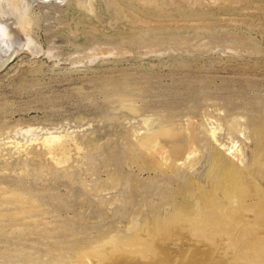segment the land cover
<instances>
[{
    "label": "rangeland",
    "instance_id": "1",
    "mask_svg": "<svg viewBox=\"0 0 264 264\" xmlns=\"http://www.w3.org/2000/svg\"><path fill=\"white\" fill-rule=\"evenodd\" d=\"M16 2L0 264H264V0Z\"/></svg>",
    "mask_w": 264,
    "mask_h": 264
},
{
    "label": "bare ground",
    "instance_id": "2",
    "mask_svg": "<svg viewBox=\"0 0 264 264\" xmlns=\"http://www.w3.org/2000/svg\"><path fill=\"white\" fill-rule=\"evenodd\" d=\"M12 0H0V6L2 5H7V4H11ZM18 5L19 3L22 5V0H17ZM8 5V6H9ZM21 5H19L20 7L18 9H21ZM4 10V8H2ZM5 11V10H4ZM10 13H12L10 11ZM23 13V12H22ZM3 14V13H2ZM8 14V11H7ZM23 15V14H22ZM5 22V21H4ZM3 21H0V29H3L2 31L4 32L3 38L5 36V38L9 39L7 43H10L12 46L13 45H19L18 47H20L22 44H24L23 42H20L18 40H16L13 35H12V29L9 28L8 25H6ZM17 24V23H16ZM6 40V39H5ZM8 46V44H7ZM44 143L46 144V146H48L50 152H54V151H59L62 144H61V137L59 135H55V134H51L47 137L44 138Z\"/></svg>",
    "mask_w": 264,
    "mask_h": 264
}]
</instances>
